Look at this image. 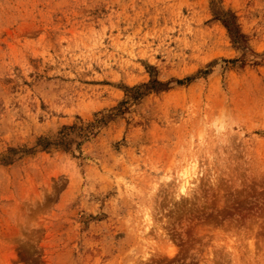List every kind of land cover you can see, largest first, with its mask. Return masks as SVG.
<instances>
[{
    "label": "rangeland",
    "instance_id": "1",
    "mask_svg": "<svg viewBox=\"0 0 264 264\" xmlns=\"http://www.w3.org/2000/svg\"><path fill=\"white\" fill-rule=\"evenodd\" d=\"M0 264H264V0H0Z\"/></svg>",
    "mask_w": 264,
    "mask_h": 264
},
{
    "label": "bare ground",
    "instance_id": "2",
    "mask_svg": "<svg viewBox=\"0 0 264 264\" xmlns=\"http://www.w3.org/2000/svg\"><path fill=\"white\" fill-rule=\"evenodd\" d=\"M191 174L185 173L181 180L180 188L183 190L185 186L190 182Z\"/></svg>",
    "mask_w": 264,
    "mask_h": 264
}]
</instances>
